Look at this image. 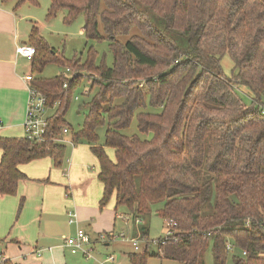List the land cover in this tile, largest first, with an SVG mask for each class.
<instances>
[{"label":"trees","instance_id":"obj_1","mask_svg":"<svg viewBox=\"0 0 264 264\" xmlns=\"http://www.w3.org/2000/svg\"><path fill=\"white\" fill-rule=\"evenodd\" d=\"M59 11L66 24L81 16L87 39L107 42L112 66L89 55L70 64L86 75L66 89L60 77L32 83L50 110L47 139L0 138V195H16L28 180L24 165L47 158L61 168L65 146L51 138L66 129L71 145L88 146L97 160L101 209L114 197L116 210L143 221L162 204L157 215L176 224L177 242L159 247L161 255L132 254L130 264H205L211 238L215 264H225L227 241L241 254L234 264H264V0H50L48 16ZM37 33L29 36L36 69L47 50ZM84 77L88 101L74 131L65 116ZM236 88L246 89L250 107ZM134 119L139 134L127 136Z\"/></svg>","mask_w":264,"mask_h":264},{"label":"crops","instance_id":"obj_2","mask_svg":"<svg viewBox=\"0 0 264 264\" xmlns=\"http://www.w3.org/2000/svg\"><path fill=\"white\" fill-rule=\"evenodd\" d=\"M1 17L0 138H17L13 134H19L21 129L23 131L27 88L32 86L35 79L27 66L19 69L16 57L31 65V68L33 59L21 58L15 53L18 45L15 29L18 24L14 14L0 8ZM27 75L32 76L31 82L25 81ZM18 138L23 137L21 135ZM78 151L75 146L71 163L66 161V180L64 177L57 179L56 174L43 179L45 173L49 172L47 164L42 162L46 158L20 167L28 180L18 183L16 195H0V253L5 254L14 264H82L75 257L78 254L73 255L62 246L64 238L73 236L76 229L75 225L68 223L69 212L76 213L79 228L92 238L100 233H110L114 229L115 220L119 218L114 197L101 209L99 203L102 188L97 178L87 180L80 189L76 186L78 182L73 171L80 163ZM108 155L110 157L109 153ZM39 166L44 167L45 171L36 175L34 169ZM97 174L98 170L96 177ZM45 180L48 182H44ZM65 184L69 185L70 192ZM20 203L22 207L18 211ZM130 220L134 222L132 218ZM36 250L42 252L41 256L34 254Z\"/></svg>","mask_w":264,"mask_h":264},{"label":"rangeland","instance_id":"obj_3","mask_svg":"<svg viewBox=\"0 0 264 264\" xmlns=\"http://www.w3.org/2000/svg\"><path fill=\"white\" fill-rule=\"evenodd\" d=\"M19 0H10L4 2L0 0V8L3 10L6 9L11 11L14 14V17L17 21V28L15 29L16 38L18 45L30 44L29 36L33 28H37L38 37L42 38L46 45L47 50H44L40 57L42 61V67L31 68V65L25 63L23 60L16 57L18 61L19 69L27 66V69L32 72V75L35 80H52L58 77L62 78V75L65 74V67H68L75 78L77 75L85 76L86 72H75L71 69L70 64L73 62L80 61L83 63L89 55H93V62L96 66L111 67L112 66V56L108 49V44L106 41H94L87 39L83 33V19L81 16L76 18L70 24L64 22L63 11H59L55 16H48V9L50 6V0H37V4L31 5L29 3H17ZM0 21H3V18H0ZM35 26V27H34ZM99 32L102 35V28L99 27ZM122 42H125L126 38L119 39ZM17 45V46H18ZM52 52H54L52 54ZM49 56H53L54 60H57L58 63H49L46 62ZM46 62V63H45ZM70 62V63H68ZM40 66V64H39ZM221 68L223 74L230 78L231 72L233 70V64L228 57H224L221 61ZM77 74V75H75ZM69 76V74L67 75ZM83 86L81 89H78L75 92L74 97L78 98L77 101L74 99L71 102V105L68 109V112L65 116V121L68 125L72 127L74 131H77L83 123V104L88 101L85 93L89 89L90 83H88L87 78L83 79ZM96 91L94 88L92 93ZM91 93V94H92ZM237 98L242 99L243 105H249V97L245 88L237 89ZM24 131L22 129L18 132H15L14 137H24ZM125 135L132 136L138 135L137 123L134 119L131 123V126L128 130L124 131ZM18 135V136H16ZM100 142L103 140V131H99ZM65 139L68 142H71L69 135H66ZM65 153L67 162L71 163V154L75 146L79 149L77 157L80 158V163L76 165L73 175L77 179L78 184L77 188H81L85 185L87 180H95L96 173L98 170V164L96 158L91 154L89 147L86 145L74 147L70 144H64ZM105 151L110 154V159L114 160V153L111 149H105ZM109 156V155H108ZM47 164V171L43 179H48L49 175L56 174L57 179L65 178V167L68 165L64 161L61 168H55L50 161L46 159L42 161ZM65 168V169H64ZM36 175H41L40 173L45 171V168L42 166L36 167L34 169ZM97 184V181H96ZM67 191L70 192V187L68 184ZM162 204H158L153 207L151 214L146 216L143 221L140 223H134L128 219V214L123 208L117 209V216L124 215L125 220L117 218L115 220L114 229L110 232L113 236V239H106L103 242H94L91 243L88 248L92 249L91 257L84 258L81 254L75 256L82 264H130L129 256L132 254H139V252H134L132 246L129 242L132 238H137L138 236L142 237L141 233H146L149 240L162 239L167 234V229L164 220L157 215L156 210L160 208ZM135 233V234H134ZM134 234V235H133ZM123 236V237H122ZM105 242V243H104ZM149 253L161 255V250L155 247H149L147 249ZM227 251V250H226ZM228 254L226 257L225 264H234L233 256H241L240 252L234 248L232 251H227ZM113 259V260H111ZM205 264H215L213 256V239H209L206 252L203 257ZM146 264H177L173 261L163 260L156 257H149Z\"/></svg>","mask_w":264,"mask_h":264},{"label":"built area","instance_id":"obj_4","mask_svg":"<svg viewBox=\"0 0 264 264\" xmlns=\"http://www.w3.org/2000/svg\"><path fill=\"white\" fill-rule=\"evenodd\" d=\"M15 53L18 57L25 58L28 60H32L33 57L36 54V50L34 47H31L29 45H18L16 46ZM65 74L62 75L63 79V88L66 89L68 86L69 80L73 79L72 72L66 68ZM69 74V76H67ZM77 75V74H75ZM26 82L32 81V76L27 75L25 76ZM88 92V91H87ZM85 93V95L87 94ZM74 100L77 101L78 98L75 96ZM247 107H250V105H247ZM261 115H264V108L260 109ZM50 110L47 107V100L46 97L40 93L37 89L33 88L32 86H29L27 88V101H26V108H25V116L24 121L22 124V128L24 131V137L27 140H31L34 142L42 143L47 138V130H48V119L50 118ZM2 126V123L0 122V128ZM67 135V130H62V135L60 137H53L51 138V141L56 144H67L68 142L65 137ZM71 144V143H70ZM119 218L125 220L124 215H119ZM128 219H131L130 216H128ZM67 220L70 225H75V233L73 236L64 238L63 241V247L67 248L71 254H81L84 258L91 257L92 249L88 248L91 243L94 242H103L106 239L111 240L113 239V236L111 233H100L95 238H92L86 231L79 228L78 226V219L75 212H69L67 215ZM134 222L140 223L141 220L134 219ZM166 229L167 234L162 239L157 240H149L147 237H141L138 236L137 238H132L129 240L132 249L134 252L141 253L143 250H147L149 247H163L168 243H175L177 242L178 238L176 236V232L174 231V228L176 227V224L173 222H166ZM123 237V236H122ZM105 243V242H104ZM225 249L227 251H232L234 249L233 244L230 241L226 242ZM36 256H41L42 252L40 250H36L34 253ZM245 253H243L242 256H244ZM113 260V259H111ZM0 264H14V262L5 256V254L0 253Z\"/></svg>","mask_w":264,"mask_h":264}]
</instances>
